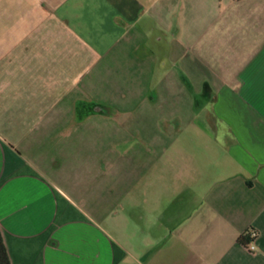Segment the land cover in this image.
Listing matches in <instances>:
<instances>
[{
  "label": "crops",
  "instance_id": "1",
  "mask_svg": "<svg viewBox=\"0 0 264 264\" xmlns=\"http://www.w3.org/2000/svg\"><path fill=\"white\" fill-rule=\"evenodd\" d=\"M0 229L12 264H264V0H0Z\"/></svg>",
  "mask_w": 264,
  "mask_h": 264
},
{
  "label": "trees",
  "instance_id": "2",
  "mask_svg": "<svg viewBox=\"0 0 264 264\" xmlns=\"http://www.w3.org/2000/svg\"><path fill=\"white\" fill-rule=\"evenodd\" d=\"M0 264H12L1 229H0Z\"/></svg>",
  "mask_w": 264,
  "mask_h": 264
},
{
  "label": "built area",
  "instance_id": "3",
  "mask_svg": "<svg viewBox=\"0 0 264 264\" xmlns=\"http://www.w3.org/2000/svg\"><path fill=\"white\" fill-rule=\"evenodd\" d=\"M247 236L249 238V241L247 242V248L249 249V251L255 252L256 251L255 242L258 238V232H256L255 230H250L247 233Z\"/></svg>",
  "mask_w": 264,
  "mask_h": 264
}]
</instances>
